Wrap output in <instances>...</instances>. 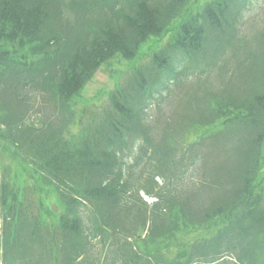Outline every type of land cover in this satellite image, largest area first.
<instances>
[{
	"label": "trees",
	"instance_id": "obj_1",
	"mask_svg": "<svg viewBox=\"0 0 264 264\" xmlns=\"http://www.w3.org/2000/svg\"><path fill=\"white\" fill-rule=\"evenodd\" d=\"M258 2L0 0V264H264V33L239 28Z\"/></svg>",
	"mask_w": 264,
	"mask_h": 264
},
{
	"label": "rangeland",
	"instance_id": "obj_2",
	"mask_svg": "<svg viewBox=\"0 0 264 264\" xmlns=\"http://www.w3.org/2000/svg\"><path fill=\"white\" fill-rule=\"evenodd\" d=\"M204 1L206 0H194V6L197 4L200 5L201 2ZM239 28H241V38L243 39L244 46L256 48L258 38L264 33V0H259L258 3L254 4L253 8L244 16ZM155 44L156 43L150 42L144 47L140 54L144 58L142 62L148 57L147 53L155 49ZM128 69L129 67L126 62L117 59L112 60L110 65L100 67V70L94 75L89 84L85 86L81 96L76 101V114L79 116V113L82 112V119L84 122L91 121V119H96L98 117L101 107H104L103 105L107 103V96L115 86V82L119 81L120 84L123 83L124 79L127 77ZM173 96L172 102L169 106L164 107L162 114H157L154 110L149 112V117L151 118L150 122H152L154 126L157 125L158 120L165 122V120L169 119L171 116L173 117L174 113H176L174 109H176L179 104V96L178 93H175ZM36 99L39 103L43 102L42 97L39 95ZM36 107L38 110H41L40 104ZM44 118L45 117L39 111L34 115L33 120L39 124ZM0 162L2 165L10 164L9 166H11V163L4 155H0Z\"/></svg>",
	"mask_w": 264,
	"mask_h": 264
}]
</instances>
